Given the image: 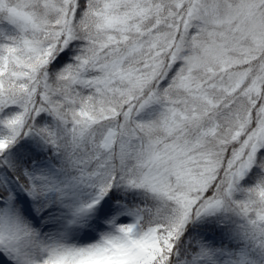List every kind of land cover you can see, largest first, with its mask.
Listing matches in <instances>:
<instances>
[{
  "label": "snow or ice",
  "instance_id": "6c2138e0",
  "mask_svg": "<svg viewBox=\"0 0 264 264\" xmlns=\"http://www.w3.org/2000/svg\"><path fill=\"white\" fill-rule=\"evenodd\" d=\"M0 264H264V0H0Z\"/></svg>",
  "mask_w": 264,
  "mask_h": 264
}]
</instances>
